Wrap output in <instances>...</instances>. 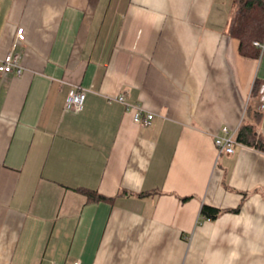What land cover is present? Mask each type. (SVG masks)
Segmentation results:
<instances>
[{
    "label": "crops",
    "instance_id": "obj_1",
    "mask_svg": "<svg viewBox=\"0 0 264 264\" xmlns=\"http://www.w3.org/2000/svg\"><path fill=\"white\" fill-rule=\"evenodd\" d=\"M232 10L0 0V60L16 51L23 70L0 71V264H264V151L215 144L264 80V49L241 54ZM74 85L82 111L65 109ZM204 203L224 211L206 219Z\"/></svg>",
    "mask_w": 264,
    "mask_h": 264
},
{
    "label": "trees",
    "instance_id": "obj_2",
    "mask_svg": "<svg viewBox=\"0 0 264 264\" xmlns=\"http://www.w3.org/2000/svg\"><path fill=\"white\" fill-rule=\"evenodd\" d=\"M229 34L240 40L241 54L259 58L263 49L257 46L254 41L264 42V0H233ZM262 84H264V80L260 78H256L253 83L251 90L253 101L247 105L245 117L236 133V141L238 144L264 151V137L260 130L264 111L259 109ZM83 191L87 194L89 201L112 199L95 190L83 189ZM189 197H185L183 200H188ZM223 211L221 208L204 203L201 208V216L206 219H216Z\"/></svg>",
    "mask_w": 264,
    "mask_h": 264
},
{
    "label": "built area",
    "instance_id": "obj_3",
    "mask_svg": "<svg viewBox=\"0 0 264 264\" xmlns=\"http://www.w3.org/2000/svg\"><path fill=\"white\" fill-rule=\"evenodd\" d=\"M18 39L25 38L24 28H19L17 31ZM254 43L264 49V42L254 41ZM21 55L16 51H11L5 57L0 60V71L3 73H9L15 71L18 75L23 73V70L20 65ZM261 99L259 103V109L264 111V84L261 86ZM88 92L81 85H74L68 92L65 101V109L69 111H82L86 106ZM120 101L125 102V97L123 95L118 98ZM127 109H134V120L135 122L142 125L151 124L155 115L152 112H145L144 108L140 105H130L126 103ZM223 134H218L215 137V144L217 146L219 155L223 153L233 154L235 152L236 145V131L230 130L228 126L222 128ZM73 264H81L79 261L74 262Z\"/></svg>",
    "mask_w": 264,
    "mask_h": 264
}]
</instances>
